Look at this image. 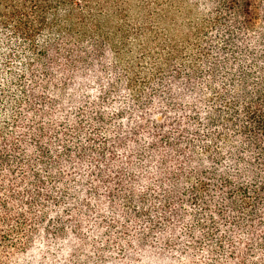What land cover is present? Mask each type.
Wrapping results in <instances>:
<instances>
[{"label": "trees", "instance_id": "1", "mask_svg": "<svg viewBox=\"0 0 264 264\" xmlns=\"http://www.w3.org/2000/svg\"><path fill=\"white\" fill-rule=\"evenodd\" d=\"M175 1L0 0V264L36 238L88 264H264V0H194L212 9L180 33ZM132 38L125 85L91 94Z\"/></svg>", "mask_w": 264, "mask_h": 264}, {"label": "rangeland", "instance_id": "2", "mask_svg": "<svg viewBox=\"0 0 264 264\" xmlns=\"http://www.w3.org/2000/svg\"><path fill=\"white\" fill-rule=\"evenodd\" d=\"M175 4L180 7L181 11L176 8H172L175 10L173 14L176 15V19L178 22V33L181 30V27L185 30L189 28V25L197 22V20H201L203 14L205 12H209L212 9L211 3L200 2L199 6H196L194 0H177ZM130 8V22L137 27L139 23H141V19L143 13L140 12L139 8L136 4H131ZM175 30H173L174 32ZM168 33V31H167ZM180 33V31H179ZM131 42L128 46L123 49V56H117L114 54V50L109 54L108 61L106 66L99 71V75L95 80H91L90 82V93L98 96V94L105 93L103 91L104 88H107V82H111L113 86L123 87L126 83L127 76V67L136 64V62L141 58L139 48V42L135 41L133 38L130 40ZM150 49H153L154 46H149ZM150 61L146 59L140 65L137 66L138 69L149 68ZM105 90V89H104ZM85 91V90H84ZM83 91H78L75 94V91L71 88L68 90H63L61 88H54L51 90V94L54 99L59 100L64 106L70 107L71 102L76 100V97L80 96ZM122 96H126L125 93H120ZM99 234V233H98ZM34 241L32 245V249L28 256L21 261V264H88L87 251L81 255H79L77 260H71V250L67 246V244L61 243L60 245L52 244L50 245V252L45 248H40L39 240ZM90 264H97L96 258L94 255H89Z\"/></svg>", "mask_w": 264, "mask_h": 264}]
</instances>
